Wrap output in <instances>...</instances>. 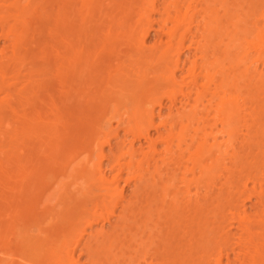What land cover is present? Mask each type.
<instances>
[{"label": "bare ground", "instance_id": "obj_1", "mask_svg": "<svg viewBox=\"0 0 264 264\" xmlns=\"http://www.w3.org/2000/svg\"><path fill=\"white\" fill-rule=\"evenodd\" d=\"M0 42V260L264 264V0H0Z\"/></svg>", "mask_w": 264, "mask_h": 264}, {"label": "rangeland", "instance_id": "obj_2", "mask_svg": "<svg viewBox=\"0 0 264 264\" xmlns=\"http://www.w3.org/2000/svg\"><path fill=\"white\" fill-rule=\"evenodd\" d=\"M157 16V15H156ZM154 32H152L151 34H153ZM153 42V38H152V36H150V37H148L147 39H146V41H145V43L147 44V45H149V44H151ZM1 43L2 42H0V45H1ZM262 68V66L261 65H259V69H261ZM163 104L165 105V106H162V108H161V112H160V114L161 115H164V113L165 112H167V106H168V101L166 102V100L165 101H163ZM158 110H159V107L158 106H156L155 107V114L157 115V112H158ZM113 125H115L114 123H113ZM79 126V125H78ZM123 132L122 131H120V133H119V135L121 136V134H122ZM115 136V137H112V139H111V143L110 144H107V145H103V151L105 152V153H110V148H116L115 146L117 145L116 143H120V141L119 140H122V138L120 137V136ZM121 138V139H120ZM124 144H127V142H124ZM113 148V149H114ZM83 155H85V154H83ZM83 155H81V157H83ZM108 160H105V161H103V165H106V163H108L107 162ZM122 184V183H121ZM128 188H129V190H130V187H127L126 188V190H127V192L129 193V190H128ZM126 192V193H127ZM127 193V194H128ZM245 205H244V207L247 209V211H249L250 210V202H245L244 203ZM211 216V215H210ZM212 216H214V214L212 215ZM217 217L219 218V215L218 216H214V218L215 219H217ZM115 219V218H114ZM113 219V220H114ZM212 220H213V217H212ZM218 221L220 220V219H217ZM216 221V220H215ZM215 223H217V222H214L213 223V225L214 226H216V224ZM212 224H211V226H213ZM108 226H110L109 224H105V226L103 227V230L105 229L106 231H107V229H109V227ZM100 227V224L99 225H94L92 228H89V229H87V232L89 233V234H94V232H96V230H98V228ZM227 229H228V233H230V234H233V235H231V238H230V240L233 242V241H235V236L237 235V231H236V229L235 228H230V227H227ZM88 233H86L87 235H84V240H82V242L84 243V241L86 242V238H88V236H90ZM229 234V235H230ZM81 242V245L79 246V248L78 249H76L77 251H75L76 253H74V256L76 257H79V255H77V254H80V247L83 245V243ZM13 246V245H12ZM14 247V246H13ZM12 248V247H11ZM15 248H17L16 246L14 247V248H12V250L14 249V251H17V249L15 250ZM14 251H12V252H14ZM235 251H237V248H235ZM15 253H17V252H15ZM234 253V252H233ZM233 253H231V255H230V258H233ZM21 253L19 252V255H20ZM19 255H16L15 254V256L14 255H9V256H7V258H9V259H2L3 260V262H2V260H0L1 261V264H10V263H12V261H14L15 259H18V261L19 260H21L22 262L23 261H25L24 259H22L23 258V256H22V258H20V257H16V256H19ZM3 257V258H6V256H4L1 252H0V257ZM13 256V257H12ZM82 256V255H81ZM1 257V258H2ZM13 258V259H11V258ZM86 256H82V257H79V262H80V264L82 263V264H84L83 262L85 261L84 260V258H85ZM81 259V260H80ZM10 260V261H9ZM223 262H226V260H227V257L226 256H224L223 257ZM6 261V262H5ZM15 261H17V260H15ZM13 262L12 264H19V262L17 261V262ZM81 261H83V262H81ZM5 262V263H4ZM8 262V263H7ZM10 262V263H9ZM20 264H22V263H20Z\"/></svg>", "mask_w": 264, "mask_h": 264}]
</instances>
